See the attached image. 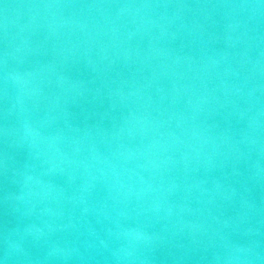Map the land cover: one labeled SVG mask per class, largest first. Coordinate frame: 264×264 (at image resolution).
Here are the masks:
<instances>
[{
	"label": "water",
	"instance_id": "1",
	"mask_svg": "<svg viewBox=\"0 0 264 264\" xmlns=\"http://www.w3.org/2000/svg\"><path fill=\"white\" fill-rule=\"evenodd\" d=\"M0 264H264V3L0 0Z\"/></svg>",
	"mask_w": 264,
	"mask_h": 264
},
{
	"label": "snow or ice",
	"instance_id": "2",
	"mask_svg": "<svg viewBox=\"0 0 264 264\" xmlns=\"http://www.w3.org/2000/svg\"><path fill=\"white\" fill-rule=\"evenodd\" d=\"M262 3H264V0H261Z\"/></svg>",
	"mask_w": 264,
	"mask_h": 264
}]
</instances>
